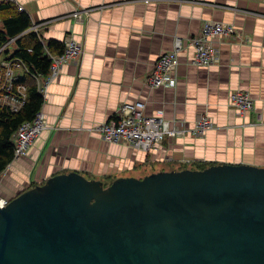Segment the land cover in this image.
I'll return each instance as SVG.
<instances>
[{
    "label": "crops",
    "instance_id": "1",
    "mask_svg": "<svg viewBox=\"0 0 264 264\" xmlns=\"http://www.w3.org/2000/svg\"><path fill=\"white\" fill-rule=\"evenodd\" d=\"M15 1L32 21H50L40 30L45 40L62 43L71 34L83 49L78 63L63 65L48 84L41 107L47 127L0 174V195L12 199L60 173L99 177L105 163L124 165L116 179L179 170L189 166L185 161L264 167V0ZM82 9L89 11L76 23L70 14ZM204 21L233 25L245 39L220 37L219 61L210 66L190 64L194 51L183 49L176 87L150 88L146 77L157 58L175 37L196 35ZM237 89L253 99L241 115L229 105ZM124 101L144 102L147 115L182 119L186 132L149 152L106 142L90 128ZM199 114L213 127L196 137L190 130Z\"/></svg>",
    "mask_w": 264,
    "mask_h": 264
},
{
    "label": "water",
    "instance_id": "2",
    "mask_svg": "<svg viewBox=\"0 0 264 264\" xmlns=\"http://www.w3.org/2000/svg\"><path fill=\"white\" fill-rule=\"evenodd\" d=\"M0 264H264V167L53 175L0 208Z\"/></svg>",
    "mask_w": 264,
    "mask_h": 264
},
{
    "label": "built area",
    "instance_id": "3",
    "mask_svg": "<svg viewBox=\"0 0 264 264\" xmlns=\"http://www.w3.org/2000/svg\"><path fill=\"white\" fill-rule=\"evenodd\" d=\"M18 9L24 11L20 5ZM83 10L86 12L85 9ZM83 10L74 11L70 14V17L76 23H83ZM46 22L49 21H32L29 29L38 36L43 45L42 53L50 63L46 76L37 75L32 68L30 70L27 62L20 57H9L0 62V104L11 111H18L26 100L25 84L19 83L14 86V77L24 76L25 74L32 76L37 90L45 97L48 84L57 76L62 65L77 62L82 52L81 42L73 38L71 34L64 37L61 53L50 51L47 42L43 41L40 34V30ZM226 36L241 41L245 39L233 25L217 21H204L200 31L196 35L187 37L185 41L175 37L172 49L157 58L153 69L146 77V84L150 88L176 87L179 65L178 55L185 48H191L194 51L193 57L189 61L190 64L210 66L218 63L219 51L215 41ZM15 39L13 38L11 41L14 42ZM229 105L235 109L238 115H241L252 109L253 99L248 91L237 89L230 93ZM258 118L260 119V115ZM180 124H183L182 119L175 117L169 120L164 117L162 112L147 115L145 113V103L142 101H124L109 119L94 125L90 129L96 131L101 139L106 142L126 143L138 150L149 152L158 149L165 138L183 135L186 129L182 125L179 126ZM46 127V119L41 109L32 121L22 123L12 139L14 158L25 156L30 145ZM212 127L213 123L210 118L199 114L196 115L194 126L190 132L193 136L200 137ZM185 163L191 165V161H185ZM9 200V198L0 195V208H4Z\"/></svg>",
    "mask_w": 264,
    "mask_h": 264
},
{
    "label": "trees",
    "instance_id": "4",
    "mask_svg": "<svg viewBox=\"0 0 264 264\" xmlns=\"http://www.w3.org/2000/svg\"><path fill=\"white\" fill-rule=\"evenodd\" d=\"M0 18L2 22L0 48L8 39L21 35L31 25L30 16L25 11L18 10V7L12 1L0 2ZM16 45L18 50L14 55L26 61L37 75L46 76L49 61L43 56L42 46L35 33L28 32L19 37L16 40ZM47 45L52 52L61 53L63 50L62 43L56 40H48ZM28 49H31V51H28ZM16 82L26 85L27 99L17 112H12L6 107H0V174L13 159V134L23 122L32 121L44 103V98L37 90L32 76L24 75ZM207 166L209 164H195V167L191 169H204ZM182 169H185V167Z\"/></svg>",
    "mask_w": 264,
    "mask_h": 264
},
{
    "label": "rangeland",
    "instance_id": "5",
    "mask_svg": "<svg viewBox=\"0 0 264 264\" xmlns=\"http://www.w3.org/2000/svg\"><path fill=\"white\" fill-rule=\"evenodd\" d=\"M5 0H0V2H4ZM8 1H11V0H8ZM12 2H14V4L18 7L19 5L16 3V1L15 0H13ZM19 10V9H18ZM83 10V9H82ZM75 11H77V10H75ZM87 11H89L88 9H86V13H87ZM29 15V14H28ZM31 19V18H30ZM42 21H48V20H42ZM39 22H41V21H39ZM31 23H32V20H31ZM50 23V21L49 22H46V24H45V26L44 27H42V29H45L47 26H48V24ZM32 25V24H31ZM31 25H30V27H31ZM1 26H2V22H1V18H0V28H1ZM30 27L26 30V31H24L21 35H19V36H16V37H13V38H16L15 40H14V42H12L11 40L13 39V38H10V39H8V41L0 48V62L1 61H3V60H6V59H8L9 57H17V56H15L14 55V53L18 50V47H17V45H16V40L19 38V37H21V36H23L24 34H26V33H28V32H32V31H29V29H30ZM33 33H35V32H33ZM40 34H41V32H40ZM36 35V34H35ZM38 35V34H37ZM41 36V35H40ZM37 37V40L39 41V43H40V45L43 47V45L41 44V41L39 40V38H38V36H36ZM42 37V39H43V41H45V42H48V40H45L44 39V37L43 36H41ZM79 41V40H78ZM80 42V41H79ZM28 51H29V49H28ZM54 53H56V52H54ZM81 54H82V52H81ZM81 54H80V56H81ZM44 57H45V55H43ZM80 56H79V58H78V60H77V63H78V61H79V59H80ZM46 58V57H45ZM50 64V63H49ZM66 64H70V63H65V64H63V65H66ZM28 65V64H27ZM62 65V66H63ZM28 67H29V69L31 70V67L28 65ZM61 69V68H60ZM60 71V70H59ZM25 75H28V74H25ZM21 77H23V76H21V75H18L17 77H14V86L15 85H17V84H19V82H16L17 80H20V78ZM45 80V79H44ZM26 86V85H25ZM47 91V90H46ZM45 95H46V93H45ZM26 99H27V87H26ZM25 102H26V100H25ZM25 104V103H24ZM23 104V105H24ZM0 107H6V106H3V105H1L0 104ZM7 108V107H6ZM22 108V107H21ZM20 108V109H21ZM19 109V110H20ZM18 110V111H19ZM12 112H17V111H12ZM27 122V121H26ZM24 123V122H23ZM18 130V129H17ZM17 130L15 131V133L13 134V136H12V139H13V137L15 136V134H16V132H17ZM120 144H125V145H128V144H126V143H120ZM29 150V149H28ZM28 153V152H27ZM27 155V154H26ZM25 155V156H26ZM21 157H23V156H21ZM21 157H19V158H21ZM19 158H14V152H13V159H12V161H15V160H18ZM11 161V162H12ZM10 162V163H11ZM9 163V164H10ZM8 164V165H9ZM7 165V166H8ZM182 166H184V167H186V168H192V167H195V163L194 164H191V165H189V166H187V165H180L178 168H181ZM192 166V167H191ZM125 167H124V165H122V166H119V165H116V164H112V163H105V164H103L102 166H101V168H100V173H99V177H96V176H94L95 174L94 173H92V172H88V173H86V177L87 178H89V179H97V180H100V181H102L103 182V184H104V186H108V185H110L111 184V182L113 181V180H115L116 179V177L118 176V175H120L121 173H124V171H125ZM175 169H177V168H175ZM149 170H146L145 172H148Z\"/></svg>",
    "mask_w": 264,
    "mask_h": 264
},
{
    "label": "bare ground",
    "instance_id": "6",
    "mask_svg": "<svg viewBox=\"0 0 264 264\" xmlns=\"http://www.w3.org/2000/svg\"><path fill=\"white\" fill-rule=\"evenodd\" d=\"M77 62H74V63H70V64H76ZM238 90H242V89H238ZM44 98V97H43ZM185 169H187V168H185Z\"/></svg>",
    "mask_w": 264,
    "mask_h": 264
}]
</instances>
